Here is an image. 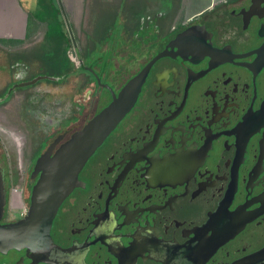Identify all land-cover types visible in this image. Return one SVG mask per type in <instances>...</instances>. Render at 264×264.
Here are the masks:
<instances>
[{
	"label": "flooded vegetation",
	"instance_id": "af4514ba",
	"mask_svg": "<svg viewBox=\"0 0 264 264\" xmlns=\"http://www.w3.org/2000/svg\"><path fill=\"white\" fill-rule=\"evenodd\" d=\"M153 1L127 13L120 37L108 30L95 58L81 55L79 67L92 75L82 73L84 86L105 103L94 112L113 99L105 85L118 94L148 72L135 105L59 207L55 246L0 250V264H264V0H218L183 20L173 16L174 0ZM70 75L15 81L0 100L39 76L56 84ZM81 114L35 150L17 191L27 211L36 160L79 130L70 133ZM0 166V222L8 224L27 213L9 216V176L1 159Z\"/></svg>",
	"mask_w": 264,
	"mask_h": 264
},
{
	"label": "rangeland",
	"instance_id": "374dc122",
	"mask_svg": "<svg viewBox=\"0 0 264 264\" xmlns=\"http://www.w3.org/2000/svg\"><path fill=\"white\" fill-rule=\"evenodd\" d=\"M38 1L21 0L23 6L35 13L34 16L43 18L45 12H54L52 6L46 4L49 0H41L40 8L36 6ZM144 1L57 0L61 16L57 17L59 21L54 25V32L47 35L49 22L44 21L38 23L33 37L25 38L20 45L0 42V96L8 95L10 84L15 81L31 79L37 74L55 77L52 75L56 72L53 60L61 57L60 54L66 50L73 61L69 71L71 75L63 83H50L48 81L53 78L44 76L43 79L29 83L30 85L13 88V94L7 100H0V159L1 165L7 169L12 193L9 216H22L28 212L19 202L17 191H20L19 188L33 167V154L41 146V142L63 124L66 126L75 121L74 116L82 113L80 120L70 127L72 133L87 122L96 106L100 109L105 105H97L92 93L88 92L89 86H84L83 74L89 77L92 75L84 66L79 67L81 55L86 52L82 59L88 62L98 54L96 49L109 36L105 34L107 30L112 32L113 38L120 37L123 29L121 23L126 19L127 13L136 12V7ZM153 2L156 5V0ZM188 2L189 0H174V18L187 19L202 10V6H207L211 0H203V5L196 8L188 5ZM112 13L116 16H109ZM109 22L110 29L107 25ZM61 31L69 36L71 45L58 36ZM112 42L110 47L121 44L119 39L116 43L115 40ZM101 57V61L105 62L107 58L104 55ZM117 60L121 64L122 58L117 57ZM115 70L120 71L121 65ZM90 99H93L92 105L88 104Z\"/></svg>",
	"mask_w": 264,
	"mask_h": 264
},
{
	"label": "water",
	"instance_id": "95a60500",
	"mask_svg": "<svg viewBox=\"0 0 264 264\" xmlns=\"http://www.w3.org/2000/svg\"><path fill=\"white\" fill-rule=\"evenodd\" d=\"M148 67L131 78L113 95L112 101L95 114L79 130L56 146L64 138L57 137L36 160L33 177L39 175L33 186L27 214L8 224L0 222V250L28 247L32 250L49 251L55 246L51 235L53 220L65 198L81 182L79 174L89 158L124 119L135 105ZM44 78L39 76L32 82ZM7 195L3 170L0 166V221L5 211Z\"/></svg>",
	"mask_w": 264,
	"mask_h": 264
},
{
	"label": "crops",
	"instance_id": "0c3cea01",
	"mask_svg": "<svg viewBox=\"0 0 264 264\" xmlns=\"http://www.w3.org/2000/svg\"><path fill=\"white\" fill-rule=\"evenodd\" d=\"M40 1L36 5L39 8ZM216 1L218 0H211L207 6H202L203 0H189L188 5L190 4L194 8L201 5L202 10L198 12H202L212 7ZM49 3L46 4L48 5ZM34 14L31 9L25 5L23 6L21 0H0V42L20 45L25 38H32L38 29V23L48 21V17L42 19L34 16Z\"/></svg>",
	"mask_w": 264,
	"mask_h": 264
},
{
	"label": "trees",
	"instance_id": "16d2710c",
	"mask_svg": "<svg viewBox=\"0 0 264 264\" xmlns=\"http://www.w3.org/2000/svg\"><path fill=\"white\" fill-rule=\"evenodd\" d=\"M49 4L52 6V8L54 9V12L52 13V12H50V11H47V12H45L44 13V17L42 18V19H45V18H47L48 17V22H49V24H48V31H47V35H49L51 32H54L53 30H54V25H55V23H57L58 21H59V19H57V17H58V15H60L61 16V13H60V9H59V5H58V3H57V0H49ZM52 13V14H51ZM48 14H50V15H52V16H50V15H48ZM109 16H112V17H115L116 15H114L113 13L112 14H110ZM40 17V16H39ZM49 17H51V19L49 18ZM108 26L110 25V22H109V24H107ZM108 31V30H107ZM58 35V34H57ZM58 36H60V38H64V39H66V42L69 44V45H71V42H69V36L68 35H64V33L61 31V33L58 35ZM68 44H66V45H68ZM66 48H67V46H66ZM61 55V57H59V58H55L54 60H53V63H54V68L56 69V72L55 73H53L52 75H55V76H62L64 73H68L70 70H71V66L73 65V61L71 60V58L69 57V55L67 54V50L63 53V54H60ZM63 55H64V57H63ZM61 80H62V78H61ZM100 110H97L96 112H94V114H92L89 118H88V120L89 119H91L94 115H95V113H98ZM87 120V121H88ZM87 123V122H86ZM86 123H84L83 125H81V127L80 128H78V129H81Z\"/></svg>",
	"mask_w": 264,
	"mask_h": 264
}]
</instances>
